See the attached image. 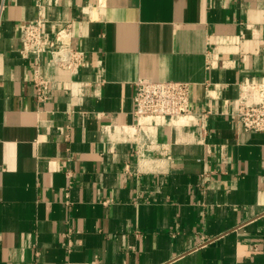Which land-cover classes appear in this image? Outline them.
Returning <instances> with one entry per match:
<instances>
[{
    "label": "crops",
    "instance_id": "crops-1",
    "mask_svg": "<svg viewBox=\"0 0 264 264\" xmlns=\"http://www.w3.org/2000/svg\"><path fill=\"white\" fill-rule=\"evenodd\" d=\"M44 1L47 39L88 63L23 57L35 0H0V264H264V133L236 117L264 0ZM140 79L190 83L207 118L140 128Z\"/></svg>",
    "mask_w": 264,
    "mask_h": 264
},
{
    "label": "built area",
    "instance_id": "built-area-1",
    "mask_svg": "<svg viewBox=\"0 0 264 264\" xmlns=\"http://www.w3.org/2000/svg\"><path fill=\"white\" fill-rule=\"evenodd\" d=\"M44 0H35L38 15L32 21H27L20 27V53L23 57H34L40 60L42 54L49 52L52 63L72 75L87 66L88 59L85 52L71 46H57L54 40L45 36V15L43 13ZM57 39L65 41V35H58ZM37 99L45 102L49 98L51 86L39 76L35 80ZM258 95L257 104L249 102V97L239 99L236 113L238 123L248 132L264 133V83L255 85ZM191 85L180 81L158 82L150 79H140L136 83L134 98V114L140 128L153 129L168 125L182 117L189 120L200 119L204 122L208 113H194L190 108Z\"/></svg>",
    "mask_w": 264,
    "mask_h": 264
},
{
    "label": "bare ground",
    "instance_id": "bare-ground-1",
    "mask_svg": "<svg viewBox=\"0 0 264 264\" xmlns=\"http://www.w3.org/2000/svg\"><path fill=\"white\" fill-rule=\"evenodd\" d=\"M179 121V120H178ZM177 123V122H176ZM171 124V123H170ZM172 124H175V122L174 123H172Z\"/></svg>",
    "mask_w": 264,
    "mask_h": 264
}]
</instances>
